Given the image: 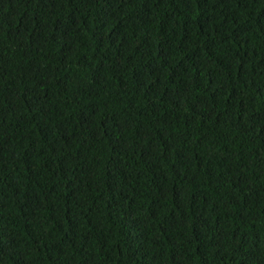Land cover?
Returning <instances> with one entry per match:
<instances>
[{
  "label": "trees",
  "instance_id": "1",
  "mask_svg": "<svg viewBox=\"0 0 264 264\" xmlns=\"http://www.w3.org/2000/svg\"><path fill=\"white\" fill-rule=\"evenodd\" d=\"M0 264H264V0H0Z\"/></svg>",
  "mask_w": 264,
  "mask_h": 264
}]
</instances>
